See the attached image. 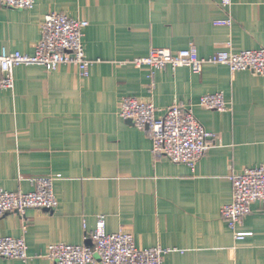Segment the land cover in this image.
Here are the masks:
<instances>
[{"label":"crops","instance_id":"0c3cea01","mask_svg":"<svg viewBox=\"0 0 264 264\" xmlns=\"http://www.w3.org/2000/svg\"><path fill=\"white\" fill-rule=\"evenodd\" d=\"M49 12L87 21L84 54L95 62L85 77L76 64L17 66L14 88L0 91V188L26 193L31 179L50 176L57 201L0 218V237L23 238L29 256L0 264H56L48 247L87 245L99 215L106 233L168 248L161 264H264L263 205L252 203L236 227L250 232L242 240L220 215L230 176L264 164V75L129 62L155 48L194 45L202 58L264 49V0H35L31 9H0V50L33 54ZM216 92L226 110L199 105ZM124 97L151 102L157 117L173 104L190 108L214 142L194 167L155 157L149 131L119 116Z\"/></svg>","mask_w":264,"mask_h":264},{"label":"built area","instance_id":"2783aa9c","mask_svg":"<svg viewBox=\"0 0 264 264\" xmlns=\"http://www.w3.org/2000/svg\"><path fill=\"white\" fill-rule=\"evenodd\" d=\"M35 0H0L1 8L31 9ZM228 7L230 0H222ZM230 24V20L217 21ZM88 25L81 18H72L64 13L49 12L40 24V38L33 54L19 51L0 50V91L14 88V68L21 65H39L54 70L59 65L76 64L81 76H88L90 66L95 62L85 57L82 43L83 29ZM99 61V60H96ZM136 67L155 68L188 67L199 73L205 63L224 64L231 72L250 71L264 75V49L221 50L202 58L194 45L176 51L167 48L151 49L144 57L129 60ZM199 105L216 111L228 108L222 92L204 94ZM119 116L138 129H147L150 134L151 152L155 157H167L173 163L190 167L204 156L214 142V134L208 132L195 119L190 108L173 104L163 116H155L151 102L133 97L122 98ZM53 177L31 179L30 192L7 191L0 188V218L7 213L23 215L27 209L52 210L57 201L53 192ZM232 199L220 209V215L227 226L234 231L236 240H242L250 232L238 231L236 227L242 218L251 212V204L260 202L264 207V164L245 169L230 176ZM90 245L56 243L48 247L45 257L56 264H90L94 256L99 264H161L162 256L170 250L161 246L139 248L130 233L121 230L106 233L105 216L99 215L96 226L88 237ZM0 258L25 261L29 258L23 238L0 237Z\"/></svg>","mask_w":264,"mask_h":264},{"label":"water","instance_id":"95a60500","mask_svg":"<svg viewBox=\"0 0 264 264\" xmlns=\"http://www.w3.org/2000/svg\"><path fill=\"white\" fill-rule=\"evenodd\" d=\"M87 245H90V243H87Z\"/></svg>","mask_w":264,"mask_h":264}]
</instances>
